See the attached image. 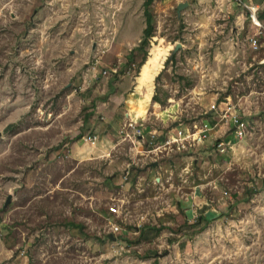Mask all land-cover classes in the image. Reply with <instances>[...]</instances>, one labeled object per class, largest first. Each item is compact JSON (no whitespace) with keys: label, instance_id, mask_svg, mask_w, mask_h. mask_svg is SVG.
I'll use <instances>...</instances> for the list:
<instances>
[{"label":"rangeland","instance_id":"1","mask_svg":"<svg viewBox=\"0 0 264 264\" xmlns=\"http://www.w3.org/2000/svg\"><path fill=\"white\" fill-rule=\"evenodd\" d=\"M144 3L0 0V264H264V7L258 29L230 0H155L140 66ZM222 102L247 126L225 153L120 134Z\"/></svg>","mask_w":264,"mask_h":264},{"label":"built area","instance_id":"2","mask_svg":"<svg viewBox=\"0 0 264 264\" xmlns=\"http://www.w3.org/2000/svg\"><path fill=\"white\" fill-rule=\"evenodd\" d=\"M230 1L247 11L253 26L258 29L262 28L259 17L260 9L258 6L247 4L243 0ZM251 46L254 50L260 48L256 39H251ZM211 109L212 111H218V122H222L223 124L227 122L225 125L227 130L231 131L230 137H226V139L221 137L213 138V134L216 131L215 129L218 124H213V121L208 119L203 120L200 124L195 123L191 126L179 124L178 127L162 133L160 137L154 134L146 135L145 131L147 128L143 122V118L136 115L126 119L120 134L124 140H129L133 143H141L143 141L155 145L154 152L158 151L163 153L165 151L182 154L190 152L196 147L204 146L207 142L211 141L214 149L220 153H225L232 148L237 141L244 138L247 132V126L238 114L236 106L231 103H225L223 109H221L220 106L217 107L216 104H213ZM85 139L90 141L92 145H96L97 143L96 136ZM128 174L129 173H127V175ZM125 180H127V177H125ZM109 209L113 214L119 213V209L116 206H111ZM113 228L116 232L119 231L118 226L113 225Z\"/></svg>","mask_w":264,"mask_h":264},{"label":"trees","instance_id":"3","mask_svg":"<svg viewBox=\"0 0 264 264\" xmlns=\"http://www.w3.org/2000/svg\"><path fill=\"white\" fill-rule=\"evenodd\" d=\"M155 0H145L144 3V16L146 19V27L143 31V37L141 39V42L139 44V46L137 48H135L134 50H132V53L130 55V60L133 59V54L134 52H143V59L140 63V66H142L146 59H147V51H146V46L149 45L150 40L152 39V37H154L155 34V26L153 24V14L151 13V5L153 4ZM263 18V16H262ZM154 100L157 102V98L154 97Z\"/></svg>","mask_w":264,"mask_h":264},{"label":"crops","instance_id":"4","mask_svg":"<svg viewBox=\"0 0 264 264\" xmlns=\"http://www.w3.org/2000/svg\"><path fill=\"white\" fill-rule=\"evenodd\" d=\"M245 3H247V4H252V5H255V6H258L259 7V9H261V8H263L264 7V0H243ZM235 5V4H234ZM237 6V5H236ZM238 7V6H237ZM239 8H242V7H239ZM243 9V8H242ZM246 10H244V12H245ZM247 12V11H246ZM141 40V38L139 37L138 38V41H137V43L139 42H141L140 41ZM137 43H134V44H137ZM137 47L139 46V45H136ZM137 47H135V48H137ZM223 103V102H222ZM223 104H225V103H223ZM213 112V111H212ZM213 124H218L217 125V127H216V131L214 132V134H213V138H217L218 136H219V133L221 132L220 130H223L224 128H225V130H227V127H226V125L225 124H223L222 122H218V121H216V122H212ZM178 125L179 124H176V125H174V127L172 128V129H174V128H176V127H178ZM231 136V131H229L228 130V133H227V137H230ZM210 145H212L213 146V143H211V142H207L204 146H210ZM213 148H214V146H213Z\"/></svg>","mask_w":264,"mask_h":264},{"label":"water","instance_id":"5","mask_svg":"<svg viewBox=\"0 0 264 264\" xmlns=\"http://www.w3.org/2000/svg\"><path fill=\"white\" fill-rule=\"evenodd\" d=\"M186 6H188V4H183V3H181V4L178 6V12L180 13L184 8H186ZM180 48H181V45L178 44V45L175 47V49H174L173 52H177Z\"/></svg>","mask_w":264,"mask_h":264}]
</instances>
